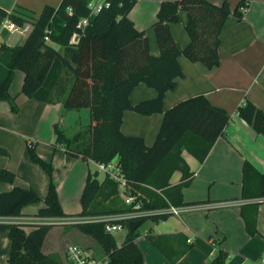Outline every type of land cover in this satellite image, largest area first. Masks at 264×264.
<instances>
[{
	"label": "trees",
	"instance_id": "1",
	"mask_svg": "<svg viewBox=\"0 0 264 264\" xmlns=\"http://www.w3.org/2000/svg\"><path fill=\"white\" fill-rule=\"evenodd\" d=\"M91 0H60L57 5L45 4L32 20L25 40L10 47L7 73L0 81V99L8 101L17 112L15 95L9 92L16 69L23 71L21 92L44 102L62 101L64 110L88 107L89 123L68 134L58 122L53 124L54 145H60L71 156L106 162L117 158L132 191L150 198L148 207L183 204L182 187L191 180V171L182 148L202 161L218 136L223 135L229 122V112L212 104L203 95H194L169 108H164L166 90L176 84L183 74L178 56L199 61L208 68L219 64L218 45L220 31L230 14L228 0L214 3L209 0H160L157 17L152 23L159 45V54L149 50L145 29H137L128 12L136 0H102L93 10ZM239 0L233 13L241 18ZM187 13L184 26L189 42L182 46L173 37L169 23L181 20L179 11ZM17 23L25 18L0 8ZM86 18L83 26L78 23ZM48 35L49 39H45ZM77 35L75 41L72 37ZM56 44L58 47H56ZM139 82L156 89V95L132 103L129 93ZM150 114L162 112L163 118L152 144L147 145L140 135L121 131L123 111ZM237 114L257 132L264 135V110L246 97L236 107ZM30 158L38 163L48 176L44 197L33 186L15 184L0 191V217L21 214L24 205L43 201L37 216L101 215L127 210L116 189V182L98 171L87 172L80 194L81 210L75 214L63 211L56 184L52 177L53 164L39 155L33 144L27 142ZM0 153L7 150L0 146ZM179 170L180 180L171 184V174ZM15 172L0 167V180L13 182ZM159 189V191H157ZM264 170L259 171L245 159L242 165L241 197L249 200L239 206L245 229L256 234L257 211L264 197ZM167 212L147 213L139 218L160 221L170 216ZM106 221H74L80 232L91 236L113 264H147L136 242L138 227L127 230L122 241L105 229ZM53 222H16L0 219V231L9 238L10 264H68L53 253L42 249L45 236ZM29 226L27 230L25 227ZM146 236L170 261H176L190 247L182 232L154 233ZM228 251L219 247L204 264H225Z\"/></svg>",
	"mask_w": 264,
	"mask_h": 264
},
{
	"label": "crops",
	"instance_id": "2",
	"mask_svg": "<svg viewBox=\"0 0 264 264\" xmlns=\"http://www.w3.org/2000/svg\"><path fill=\"white\" fill-rule=\"evenodd\" d=\"M59 1L0 0V8L30 21L38 15L45 4L57 5ZM209 1L220 3L222 0ZM228 1L231 12L220 31L219 64L208 68L201 62L191 61L180 54L177 59L183 74L176 78L173 88L166 90L163 106L169 108L180 100L203 94L212 104L224 107L229 112L230 119L225 126L224 134L217 137L202 161L182 148L181 155L193 173L191 180L184 185L185 188L183 187L185 191L182 188V196L186 203L210 205L229 200L233 201V204L183 212L177 215L179 226L154 232L180 231L185 235L186 242L191 243V247L174 262L154 246L147 236L148 241L143 237L136 238L147 264H204L212 258L219 247L228 251L225 264H258L260 256L263 255L264 197L257 198L260 201L257 211L259 233L250 235L246 231L239 206L249 200L241 197L243 161L247 159L259 171L264 170V135L240 117L236 107L246 97L264 110V0H247L248 4L242 10L241 18L233 13L239 0ZM159 3L160 0H136L128 12L134 26L137 29H145L149 50L154 55L159 54L160 50L151 25L157 17ZM179 13L181 20L170 22L169 27L174 39L184 46L190 40L184 26L187 13L183 9ZM7 18L10 17L0 14V81L7 73L10 47L21 44L27 34L10 30L5 25ZM23 75L22 70L16 69L9 86L10 94L15 95L17 112L11 110L7 100L0 99V146L7 150L6 154L0 153V167H6L16 173L13 182L0 180V191L10 189L15 184L32 185L41 197H44L48 186L47 174L26 154L25 143L35 139L37 152L44 158H52L54 166L57 156H63L66 161H70L69 158L72 157L84 161L79 156L67 154L62 146L53 144V124L58 122L64 128L65 125L78 126L77 129L84 128L89 123L90 111L88 107L65 111L60 100L44 102L26 96L21 92ZM154 95H156L155 88L139 82L129 93V100L135 103ZM162 118V112L144 114L125 109L120 128L124 134L142 136L145 143L150 145L154 141ZM16 143L19 149L14 150L12 147ZM180 177L181 172L175 170L169 181L175 184ZM186 191L192 192L187 195ZM58 197L61 202L59 191ZM43 205L42 200L29 203L23 206L20 215L3 216L0 219L29 223L43 222L50 216L35 215ZM63 211L68 213L64 209ZM56 227H61L62 231L54 233L46 247V238L51 229ZM25 228L28 230L30 227ZM76 232L79 245L93 249L94 253L99 251L94 246L89 247L92 244L89 241L91 236L79 230ZM64 236L62 225L52 226L42 245L44 252L54 253L55 250H59L58 256L60 255L63 260L62 256L69 243ZM257 236L260 239H256ZM9 249L7 233L0 231V264H10Z\"/></svg>",
	"mask_w": 264,
	"mask_h": 264
},
{
	"label": "built area",
	"instance_id": "3",
	"mask_svg": "<svg viewBox=\"0 0 264 264\" xmlns=\"http://www.w3.org/2000/svg\"><path fill=\"white\" fill-rule=\"evenodd\" d=\"M102 0H91L89 5L93 10H96L100 6ZM246 7V4L239 5V10L242 11ZM32 20H24L22 23H17L11 18H7L5 25L13 31H20L28 33L32 27ZM86 22V18L79 21L78 25L83 26ZM75 36L72 37L71 41H75ZM45 39H49L48 35H45ZM97 171L103 172V175H108L113 181L116 182V189L119 195L122 197L123 202L129 205V208L124 211L101 214V215H77L74 221H106L105 229L116 237L118 243H120L128 230L127 222L130 219L139 218L140 216L147 213L154 212H167L170 214L179 215L183 212H188L198 209H206L216 205H229L233 204V201H222L219 203H183L174 204L169 202L166 198L167 204L161 207H148L147 204L150 202V198L141 194L139 191H132L131 187L128 185L119 165L117 164V158L110 159L104 162H96ZM193 176V175H191ZM190 176V177H191ZM159 191V189H157ZM43 222H53V223H66L68 220L63 218H58V216H50L46 218ZM65 256L68 264H113L110 262L106 255H95L91 249L84 247L76 243H69L65 248ZM258 264H264V257H261Z\"/></svg>",
	"mask_w": 264,
	"mask_h": 264
},
{
	"label": "rangeland",
	"instance_id": "4",
	"mask_svg": "<svg viewBox=\"0 0 264 264\" xmlns=\"http://www.w3.org/2000/svg\"><path fill=\"white\" fill-rule=\"evenodd\" d=\"M55 46H57V45L55 44ZM77 128H78V126L73 127L71 125H65V130L69 134L74 132L75 130H77ZM29 142L33 144V146L37 152V149H36L37 143H36L35 139H30ZM17 143H19V142H17ZM17 143L13 144L12 148L14 150L19 149L17 146L18 145ZM25 150H26V154L29 156V154L27 152V142L25 143ZM29 158H30V156H29ZM46 159H50L52 164H53L52 177H53V180L56 184L57 192L59 191V194H60V198H61L60 204H61L62 209L66 210L69 214L77 213L78 211L81 210L80 194H81L82 189H83L84 180L86 178L87 172H88V170L92 172L96 169V165H95L94 161L90 158L84 159V161H83L81 159H76L74 157L69 158V159H71L70 161H66V160H64L63 156H57L55 159V166H54L52 158H46ZM43 171H44V169H43ZM102 175H103V172L98 170L97 177L100 179L102 177ZM15 177H16V173H15ZM172 178H174V175ZM30 186H32V185H30ZM184 188H183V191H185ZM181 191H182V189H181ZM191 192L192 191H186V194L191 193ZM184 195H185V192H184ZM187 195H189V194H187ZM199 212H204V211H199ZM58 217H60V216H58ZM62 217H63V219L68 220V222H66V223L65 222L64 223H58L57 222L54 225H62L64 227V231H65L64 237H66L68 239L67 241L69 243L80 244L78 242V235L76 232L78 229L75 226L71 225L72 221L74 219H76L77 215H71L68 217L62 216ZM177 225L179 226L177 215L169 216L163 223L161 222V220L160 221H154V220L148 218L139 225V227H138L139 235L136 238L138 239L139 237H143V239L148 241V239L146 238V233H147L148 229H151L152 232H156L157 230H165L168 228L173 229ZM60 231H62L61 227H59V228L56 227V228L51 229V231L49 232V234L46 238L47 239L45 242L46 247H48V243H49L52 235L54 233H58ZM144 232H145V235H144ZM256 239H260L259 236H257ZM89 241H91L90 243H92L91 246H89V247L94 246V247L99 249V251H96L95 253H94V251H92V252L95 255H103L101 247L92 237L89 238ZM62 249H63V247H62ZM91 250H93V249H91ZM58 252H59V250L58 251L55 250V252L53 254L58 255ZM262 252H263L262 253L263 255H261L260 257H264V251H262ZM59 258H60V255H59ZM62 258L65 261V259H66L65 254H64V256H62Z\"/></svg>",
	"mask_w": 264,
	"mask_h": 264
},
{
	"label": "water",
	"instance_id": "5",
	"mask_svg": "<svg viewBox=\"0 0 264 264\" xmlns=\"http://www.w3.org/2000/svg\"><path fill=\"white\" fill-rule=\"evenodd\" d=\"M75 39L77 38V35H75L74 37ZM264 192V190H263ZM142 223V220L140 218H134V219H130L127 222V227L129 231H133L134 229H136L140 224Z\"/></svg>",
	"mask_w": 264,
	"mask_h": 264
}]
</instances>
